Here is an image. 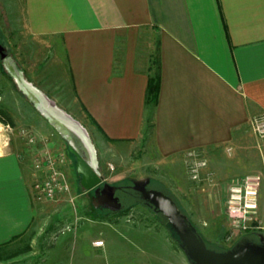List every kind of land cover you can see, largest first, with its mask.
Wrapping results in <instances>:
<instances>
[{
  "label": "crops",
  "instance_id": "obj_1",
  "mask_svg": "<svg viewBox=\"0 0 264 264\" xmlns=\"http://www.w3.org/2000/svg\"><path fill=\"white\" fill-rule=\"evenodd\" d=\"M5 2L8 26L16 27L19 20L26 37L16 45L21 68L0 36L12 72L0 61L17 86L21 78L63 113L82 115L104 142L146 143L151 162L167 164L171 172L188 152L217 159L222 149L233 151V163L252 164L237 177L259 174L264 179V170L257 172L264 169V142L256 141L252 129L253 117L264 112V0ZM143 34L150 48H143ZM156 55L160 83L152 107L145 92ZM17 90L55 129L35 102L19 86ZM6 123L11 124L0 122V130ZM49 138L51 147L60 150L57 138ZM258 146L261 161L250 153L258 152ZM70 165L68 161L65 169ZM32 181V153L13 135L9 146L0 149V264H43L52 252L55 263L62 264L69 246L73 264H111L112 259L140 264L142 250L139 256L115 245L134 242L127 236L134 228L89 214L109 210L94 206L93 190L81 192L88 206L80 217L75 208L70 212L71 190L55 201L38 200ZM61 223L45 248L51 229ZM96 241L102 245H94Z\"/></svg>",
  "mask_w": 264,
  "mask_h": 264
},
{
  "label": "rangeland",
  "instance_id": "obj_2",
  "mask_svg": "<svg viewBox=\"0 0 264 264\" xmlns=\"http://www.w3.org/2000/svg\"><path fill=\"white\" fill-rule=\"evenodd\" d=\"M5 1L6 0H0L1 43L9 47L11 54L18 61L19 67L22 68L23 63L21 62L19 49L16 45L26 37L21 27L19 28V20L17 21L18 16L15 18L17 21L16 27H14L15 29L8 26V3ZM8 31L10 33H8ZM9 38L12 39L8 40ZM141 41L143 42V48L146 47V44L150 48V45L146 43L147 35L143 34ZM28 70L34 71L33 68H28L27 71ZM27 71L25 70L24 72L29 74ZM17 89L18 86L14 82V79L7 74L0 61V122H10L16 126V129L28 126L34 132L37 131L45 134L49 132V136L52 135V138H57L60 143V150L65 151L71 163L68 168H64L67 176H69V180H71L70 190L74 194L73 206L71 205L69 207L70 212L74 214L73 208H75L78 212V216L81 217L83 208H85L86 205L88 206V197L81 194L83 188L79 184V175L76 174L74 169V157L69 153L67 144L65 140L61 138L60 134H58L54 128L50 127V125L35 110L30 101ZM69 115L73 119H77L86 129L89 139L95 149L96 157L99 162L98 168L101 170L100 173L105 182L127 187L131 184L134 177L148 175L151 178L148 188L160 190L170 196L177 203L182 213L188 216L190 222L195 226L197 232L201 235L200 237L209 249L220 251L232 247L234 244L245 238L252 236L258 241V234L264 236V179H262L258 213L259 219L262 221L261 228L250 230V232L235 234L230 240H226L228 218L225 214L224 201L227 183L238 175L248 173V170L252 167L251 163H233L236 161V158L233 157V151L225 153V151H222L221 149L219 150L221 152L217 153V159L210 153H199L201 158L206 161V167L202 169L199 179L193 180L187 172V158H185L184 163L179 161L175 162L172 166L173 172H171L166 166L167 164H156L153 161L151 162V156L148 154L146 143L144 145V142L141 144H131L129 142H104L101 140L99 133L91 129L88 121L82 115H77L74 112H71ZM256 141L264 142V138L256 135ZM13 142L18 144L19 141L15 138ZM257 148L258 152L251 149L250 153L252 152L251 155L256 156V158L259 159L260 154L263 153V149H260L259 146ZM130 151L132 154L131 158L129 157L130 159H128L126 154ZM120 153H123V155ZM256 158H253V160H256ZM131 159L134 160L132 161ZM259 161L261 160L259 159ZM215 167L220 169L221 174L215 170ZM263 170L264 169L257 172L262 173ZM115 195L119 198L122 207L133 203L125 213H108L105 217L113 223H121L123 221L129 226V229L134 228L131 233L127 234L128 239L134 241L132 242L133 244L118 242L115 245L119 246V251H130L132 249L136 255L138 254L140 256L141 254L139 250H142L144 257L139 260L140 264H190L186 255L180 248L179 243L166 227L167 222L161 214L154 212L152 208L136 200L134 195L126 189H118ZM223 205L224 209H222ZM99 212L102 211L90 210L89 214H93L99 219L100 215L103 214V212L100 214ZM63 224L65 223H61L57 227L55 226L51 229V236L49 235V238L44 241L45 248L48 244L54 242L52 238L55 236V233L63 228ZM118 226V228H123L122 230L124 231L128 228L124 225ZM43 248L44 246L41 244L40 250H43ZM67 250L68 258L65 261L63 260L62 264H73L70 246ZM112 251L115 250L112 249ZM53 253L54 252L49 253L48 258L46 257V261L43 264L57 263H55ZM115 253L120 252H113V254ZM146 254L149 256L152 254L153 257L151 256L150 258L149 256H146ZM15 255H18V253ZM122 263L123 261H121V259H112L111 264ZM127 264H134V262L129 260L127 261Z\"/></svg>",
  "mask_w": 264,
  "mask_h": 264
},
{
  "label": "water",
  "instance_id": "obj_3",
  "mask_svg": "<svg viewBox=\"0 0 264 264\" xmlns=\"http://www.w3.org/2000/svg\"><path fill=\"white\" fill-rule=\"evenodd\" d=\"M0 58L8 70L13 68L7 62V54L0 44ZM19 89L30 97L48 117L60 136L65 140L69 153L75 160V172L84 191L93 190V204L111 211H118L121 202L115 195L119 186L103 180L99 171L95 149L86 129L70 115L63 113L47 100L32 84L19 78ZM150 178L132 181L131 189L139 194L143 204L161 214L170 230L176 235L182 251L190 264H264V236L258 234V241L241 240L232 247L216 251L209 249L200 237L187 215L182 213L177 203L160 190L148 188Z\"/></svg>",
  "mask_w": 264,
  "mask_h": 264
},
{
  "label": "built area",
  "instance_id": "obj_4",
  "mask_svg": "<svg viewBox=\"0 0 264 264\" xmlns=\"http://www.w3.org/2000/svg\"><path fill=\"white\" fill-rule=\"evenodd\" d=\"M252 129L255 135L264 138V112L253 117ZM13 135L19 136L32 153V189L36 198L55 201L63 193H69L70 183L64 170L69 159L65 151L53 149L49 136L36 134L26 127L16 129L9 123L1 127L0 149L9 146ZM186 158L190 178L198 180L206 161L196 151L188 152ZM261 182V175L254 174L234 178L228 183L225 198L228 218L226 240L235 234L261 228L258 214ZM94 245H102V241H96Z\"/></svg>",
  "mask_w": 264,
  "mask_h": 264
},
{
  "label": "trees",
  "instance_id": "obj_5",
  "mask_svg": "<svg viewBox=\"0 0 264 264\" xmlns=\"http://www.w3.org/2000/svg\"><path fill=\"white\" fill-rule=\"evenodd\" d=\"M150 71H151V73L149 74L147 88H146V92H145V102H146V104L151 105L153 107V106L156 105L157 100H158L159 83H160V77H159L160 76V66H159V61H158L157 55L153 59ZM150 180H151V178H150ZM130 186H131V184L128 185L127 187H124L123 185H120V188L121 189H126L128 192H130L132 195H134L136 200H138L141 203H143V201L139 197V194L136 191L132 190ZM132 205H133V203L129 204V205H126L124 207L121 206L120 210H118V211L106 210V213H114V214L125 213V211H127ZM92 211H95V210H92ZM106 213L101 214L100 218L106 217V215H107ZM91 215H92L93 218L97 217V216H95L93 214H91ZM165 221H166V219H165ZM166 227L169 229L170 233L173 235V237L178 242L176 235L173 234V232L170 230L169 226L166 225ZM247 232H250V231H247ZM223 250H226V249H223ZM220 251H222V250H220Z\"/></svg>",
  "mask_w": 264,
  "mask_h": 264
},
{
  "label": "flooded vegetation",
  "instance_id": "obj_6",
  "mask_svg": "<svg viewBox=\"0 0 264 264\" xmlns=\"http://www.w3.org/2000/svg\"><path fill=\"white\" fill-rule=\"evenodd\" d=\"M121 189V188H120ZM117 191V190H116ZM115 194H116V192H115ZM245 240H249V241H256L252 236L251 237H248V238H245Z\"/></svg>",
  "mask_w": 264,
  "mask_h": 264
}]
</instances>
